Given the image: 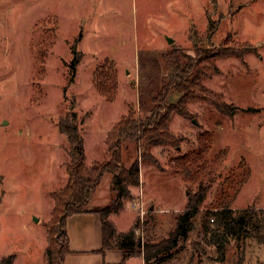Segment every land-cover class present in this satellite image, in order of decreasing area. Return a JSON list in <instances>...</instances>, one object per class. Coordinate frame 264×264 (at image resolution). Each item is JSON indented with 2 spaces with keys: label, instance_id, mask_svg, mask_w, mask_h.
Segmentation results:
<instances>
[{
  "label": "rangeland",
  "instance_id": "1",
  "mask_svg": "<svg viewBox=\"0 0 264 264\" xmlns=\"http://www.w3.org/2000/svg\"><path fill=\"white\" fill-rule=\"evenodd\" d=\"M197 47L242 54L216 57L220 70L202 80L224 110L187 102L189 115L174 114L170 122L181 138L177 147L153 145L142 158L137 144L125 143L124 163L139 158L141 183L112 219L120 232L136 227L154 241L173 229L200 178L203 185L215 178L178 252L152 264L264 262V222L248 227L241 244L233 239L226 261L201 225L221 196L264 218V0H0V257L15 253V264H47L45 223L70 160L60 119L76 111L89 165L110 159L107 134L132 111L150 114L167 54L195 58ZM75 49L82 59L70 82ZM182 95L172 91L167 100ZM200 132L212 136L214 169L178 170L174 158L195 150ZM109 176L94 194L97 204L112 200ZM134 259L130 264H139Z\"/></svg>",
  "mask_w": 264,
  "mask_h": 264
},
{
  "label": "trees",
  "instance_id": "2",
  "mask_svg": "<svg viewBox=\"0 0 264 264\" xmlns=\"http://www.w3.org/2000/svg\"><path fill=\"white\" fill-rule=\"evenodd\" d=\"M195 58L182 57L177 51L167 54V66L165 68V80L161 87L152 95V108L150 114L140 117L136 112H130L127 117L115 125L107 134L109 148L112 156L105 161H93L87 163V154L84 147V135L81 127L75 119L76 111L72 118L60 119V129L69 138L70 160L67 162L68 180L64 186L52 193L55 206L52 210V218L46 221L47 264H65V257L71 253L70 236L67 229L68 218L78 212H88L89 205L94 198L99 186L102 184L106 174L112 176V200L109 204L92 209L101 214L103 228V248L117 247L123 252V259L131 256L143 255L146 264L165 262L177 252L180 240L185 239L189 232L195 227L194 219L199 213L200 205L208 197V191L215 178H200L198 190L190 195L186 203L185 211L176 216V223L173 229L165 236L154 241L144 240L138 236L137 228L131 227L127 231L120 232L112 219L113 213L122 210L125 200L132 197L131 186L141 183V165L139 158L131 166L124 163V144L135 143L142 150V158L147 150L153 145H179V134L171 131L170 122L174 114L189 115L187 102L193 100H206L215 103L224 110L221 103L216 100L213 91L202 84V80L212 77L220 69L216 66V57H227V55H238L236 49L219 50L216 54H208L205 49L197 47ZM82 57L79 51L74 50V57L70 64L74 81L77 65ZM172 91L183 92L177 102H168ZM75 106L72 103L70 110ZM212 136L210 132H200L198 135V147L187 152L183 156L174 158V167L189 170L193 166L199 169L212 171L217 158L210 160L209 154L212 150ZM200 177V176H199ZM199 177H195L199 178ZM197 180V179H196ZM207 182V183H206ZM215 211L208 210L202 217V226L211 241L218 247V260L226 261L229 258V248L232 241L237 240L241 244L244 235H248V227L254 222L261 224L264 218L260 219L255 209L247 208L236 210L227 202L223 196L216 201ZM239 247V244H238ZM16 254L0 257V264H15ZM237 264H243L242 258H238ZM260 264H264L260 263Z\"/></svg>",
  "mask_w": 264,
  "mask_h": 264
},
{
  "label": "crops",
  "instance_id": "3",
  "mask_svg": "<svg viewBox=\"0 0 264 264\" xmlns=\"http://www.w3.org/2000/svg\"><path fill=\"white\" fill-rule=\"evenodd\" d=\"M111 179L110 175L109 180L111 181ZM93 197L89 205L90 211L78 212L68 218L67 229L72 252L66 255L65 264H130V261L135 260L134 258L139 260V264H146L143 255L123 259V252L117 247L108 248L105 252L100 251L104 246L102 219L101 214L92 209L106 203L97 204L95 203L97 197ZM121 211L113 213L112 216L121 213Z\"/></svg>",
  "mask_w": 264,
  "mask_h": 264
},
{
  "label": "water",
  "instance_id": "4",
  "mask_svg": "<svg viewBox=\"0 0 264 264\" xmlns=\"http://www.w3.org/2000/svg\"><path fill=\"white\" fill-rule=\"evenodd\" d=\"M168 39H169L170 42H173V41H174V39H172V38L169 37V36H168Z\"/></svg>",
  "mask_w": 264,
  "mask_h": 264
},
{
  "label": "bare ground",
  "instance_id": "5",
  "mask_svg": "<svg viewBox=\"0 0 264 264\" xmlns=\"http://www.w3.org/2000/svg\"><path fill=\"white\" fill-rule=\"evenodd\" d=\"M36 47V46H35Z\"/></svg>",
  "mask_w": 264,
  "mask_h": 264
},
{
  "label": "built area",
  "instance_id": "6",
  "mask_svg": "<svg viewBox=\"0 0 264 264\" xmlns=\"http://www.w3.org/2000/svg\"><path fill=\"white\" fill-rule=\"evenodd\" d=\"M144 212V211H143Z\"/></svg>",
  "mask_w": 264,
  "mask_h": 264
}]
</instances>
